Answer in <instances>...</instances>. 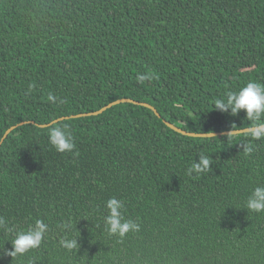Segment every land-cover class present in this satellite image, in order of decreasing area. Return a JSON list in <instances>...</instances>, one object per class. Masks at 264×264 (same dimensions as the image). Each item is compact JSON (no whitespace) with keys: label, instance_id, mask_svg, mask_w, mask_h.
<instances>
[{"label":"trees","instance_id":"trees-1","mask_svg":"<svg viewBox=\"0 0 264 264\" xmlns=\"http://www.w3.org/2000/svg\"><path fill=\"white\" fill-rule=\"evenodd\" d=\"M249 81L264 85V0H0V264H264V212L245 209L264 137L166 124L255 127L215 106ZM121 99L161 117L130 102L72 117ZM200 155L211 167L189 174ZM113 197L139 231L108 234ZM37 219L40 246L7 255Z\"/></svg>","mask_w":264,"mask_h":264},{"label":"clouds","instance_id":"clouds-1","mask_svg":"<svg viewBox=\"0 0 264 264\" xmlns=\"http://www.w3.org/2000/svg\"><path fill=\"white\" fill-rule=\"evenodd\" d=\"M145 79L146 77L143 75L138 76V80L141 82ZM49 99L53 98L50 96ZM215 106L216 109L221 111H227V108L231 107L233 115L238 114L241 110L246 111L248 120L258 122L249 132V135L254 139L264 137V123H259V121L264 119V85L249 81L238 91L229 92L226 100L217 99ZM49 140L58 152L71 151L75 146L71 136L66 134V126L64 128H53L49 132ZM252 150L250 144L245 147L246 154H250ZM210 167L211 160L209 157L200 155L199 161H195L192 167L188 169V172L189 174L192 172L199 174ZM106 207L108 215L105 217V225L109 235L123 238L129 231H139L138 224L130 220H123L121 210L124 208V204L121 200L113 197L107 201ZM245 209L256 213L264 212V186L258 185L252 190L245 203ZM4 224L3 218H0V226ZM47 230L48 225L42 219L35 220L34 225L27 230H20L15 233L14 239L10 241L14 250H6V254L16 257L39 247ZM77 244V240H61V246L69 250L75 248Z\"/></svg>","mask_w":264,"mask_h":264},{"label":"water","instance_id":"water-1","mask_svg":"<svg viewBox=\"0 0 264 264\" xmlns=\"http://www.w3.org/2000/svg\"><path fill=\"white\" fill-rule=\"evenodd\" d=\"M126 102H130V103H135V104H138V105H142L144 107H147L151 110L154 111V113L158 116V117H161L160 113L157 111V109L155 107H153L152 105H150L149 103H141V102H137V101H134V100H131V99H121V100H118L112 104H110L108 107H105L97 112H93L91 114H80V115H76V116H72V117H82V116H86V115H98L102 112H104L107 108L113 106V105H116V104H119V103H126ZM65 119H69V117H63V118H60L58 120H55L53 123H57L59 121H62V120H65ZM166 124L172 128L173 130L179 132V133H182L186 136H190V137H216V136H220V135H239V134H243V133H249L254 127H251V128H245V129H238V130H230V131H224V132H213V133H194V132H188V131H185L173 124H171L170 122H167L166 121ZM44 127H46V125H44ZM15 129V127L13 128H10L6 134H5V137L3 139V141L5 140V138L11 133V131Z\"/></svg>","mask_w":264,"mask_h":264}]
</instances>
